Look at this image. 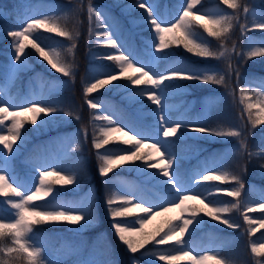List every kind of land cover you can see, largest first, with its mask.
<instances>
[{"label": "snow or ice", "instance_id": "6c2138e0", "mask_svg": "<svg viewBox=\"0 0 264 264\" xmlns=\"http://www.w3.org/2000/svg\"><path fill=\"white\" fill-rule=\"evenodd\" d=\"M200 3L201 0H181V3L176 6L178 11L172 14L178 18L172 22L170 17L161 13V8L166 6L162 5L159 0H133L131 8L143 9L147 13L139 20L131 21L133 29L147 25L146 30L153 32V37L143 42L144 54L147 59L141 58L137 52L135 47L137 33L134 30L125 34L119 22L109 17L107 13L91 3L87 8L89 43L91 44V37L94 35L97 47L102 46V41H105L107 46L118 53L115 55L93 54V58L114 61L119 69L118 73L112 69L94 71L90 79L85 81L83 93L88 107L103 109L105 106L100 101L88 99V97L108 85L120 88L121 86L114 82L123 78L129 81L132 86H146L135 89L125 86V90L129 93L127 99L130 103H142V98L147 97L148 101L156 105L152 115L158 116L159 120L158 125L138 130L133 126L131 120L124 126H113L115 121L110 115L95 116L94 120L102 119L107 122V126L99 129L102 138L94 136L92 141L93 147L97 150L99 174L102 177H107L115 168L125 163L142 161L143 163L136 168V171L149 179L156 180L160 185L171 186L168 188L169 198L160 203L143 199L135 202L137 198L128 192H114L106 197L105 204L111 218L112 228L118 240L126 246L129 253L133 254L132 264H142L141 260L135 257V254L141 252L142 249L144 251L141 252V256L154 258L150 259L148 264H156L157 260L164 264H181V262H187V264H234L232 260L222 261L217 254L205 252L201 255L199 252H195L184 239L186 235L191 236L196 228L204 223L203 217L217 221L229 229L240 228V225L226 214L232 209L239 210L241 201L237 199L236 203L229 204L215 200L213 197L224 194L232 198H239L241 190L245 187L241 175L223 170L216 157L206 161L202 170L186 180L180 171L182 155L177 151V143L184 139L186 133L195 132L204 137L221 139L235 137L239 142V147L233 150L238 152L241 157L247 153L249 160L254 156L264 158V147H261L257 152L248 151L245 140L246 125L211 126L208 123L207 112L195 120L184 118L173 120L167 115L168 89L173 85L165 83L166 81L189 80L227 87L228 81L232 75H235L236 87L239 89V104L243 105L241 120L246 115V123L250 124L252 129L264 124V77L258 80L245 77L244 80L248 86L241 87L240 69L231 62L224 71L186 64H173L162 71L156 70L157 62L164 61L174 55L171 51L173 46H182L188 53L200 58L218 60L229 58L235 48L228 49L225 40L233 28L234 22H239L241 11L245 21L249 15L253 17L251 26L247 22L240 24L242 35H246L248 31L254 29L264 31V12L257 15L247 3L241 4L240 0H222V3L235 13L223 15H212L206 11L203 14H198L202 11L196 7ZM36 16L42 18H36ZM93 16L96 28L103 29L102 31H96L92 27ZM62 19L59 16L40 13L25 14L17 21L16 29L7 26L0 28V31L6 33L7 37H11L10 47L13 49L6 66L5 82L0 84V145H2L0 148V197H4L3 203L8 205L11 210L10 217L0 216V254H3L0 264H17L18 261L21 264L24 261L27 264H43L42 247L37 246L34 242V226L67 222L83 228L91 225L95 219L91 204H89L88 210L84 211L82 207L53 205L50 200L45 204L37 203L50 196L54 199L55 185L64 186L79 183L76 173L55 165L45 166L35 158L21 160V149L27 142L26 124L33 126L32 132H40L50 126L66 123L71 119L79 120V115L71 108L62 107L59 102L51 100L43 94L36 98L33 93L31 98L24 97L20 103H16L11 96L5 98L3 95L5 89L18 74L27 69L29 53L26 52V47L28 46L34 49L55 72L64 77L72 78L74 76V62L67 60L65 53L47 43L46 38L37 34L38 29H43L67 38L72 43L66 53L73 54L78 33L75 32V29L72 31L66 29L61 23ZM197 25L203 27L208 36L219 41V50H213L208 41L194 30ZM260 43L264 45V41ZM243 56L245 62L249 58L264 57V46L251 47ZM56 87L57 84L54 83L52 89ZM230 94L235 102V90ZM207 108L210 109L211 104ZM248 131L250 132L251 129ZM114 133H119L120 136L116 137L113 135ZM84 134L86 138V129ZM172 137L176 139H170ZM114 140H121L124 145H131V148H105ZM146 146L149 151H144ZM79 148L80 145L76 144L73 150L78 151ZM102 148L105 149L104 152L99 151ZM154 159L155 162L148 163L149 160ZM18 163L23 166L19 170ZM49 168L51 170H48ZM146 168L156 169L157 172H146ZM259 169V174L264 177V163L259 165ZM246 171L245 163L241 166V172L246 173ZM160 176L165 179H159ZM210 181L234 182L237 186L230 189H222L217 186L199 189L198 185L201 182ZM145 203L147 206H143ZM129 205L133 206L129 207ZM256 208L264 210V197L256 205ZM256 208L252 204H248L246 212H252ZM136 211L145 214L135 220V224H139V228H135L130 222L125 223L117 219L128 217ZM171 211H176L177 215L166 219L153 232H145L144 226L153 216L164 215ZM243 218L249 226L248 235L250 236L257 230L252 227L253 224L264 228V217L254 220L244 214ZM8 240L11 241L10 244L7 243ZM170 242L175 245L171 251L161 249L149 251L145 248L149 243L158 246ZM250 246L254 256H264V243L250 241ZM78 264H115V261L110 259L82 260ZM256 264H264V261H256Z\"/></svg>", "mask_w": 264, "mask_h": 264}, {"label": "rangeland", "instance_id": "374dc122", "mask_svg": "<svg viewBox=\"0 0 264 264\" xmlns=\"http://www.w3.org/2000/svg\"><path fill=\"white\" fill-rule=\"evenodd\" d=\"M117 3H121L124 0H114ZM203 0H201L202 3ZM208 2H214L217 3L219 7L222 9H230L222 3V0H206ZM88 4L94 5L96 8L100 9L101 11L108 14L109 17L114 18L116 21L119 22L122 29L124 30L125 34H127L128 31H135L137 34L140 33L141 30H139V27L133 29V25L131 21L133 19L139 20L142 16L138 13L135 14V10L138 8H131L130 6L133 4V0H129L125 2L121 7L117 6L116 4H111L107 2L106 0H87ZM198 4L196 7L201 9L202 11L198 14H203L204 11L212 14V15H221L218 13H215L213 9H215L214 6L207 9L206 7H201L202 5ZM249 3V2H248ZM247 3V4H248ZM263 4V5H261ZM163 5L166 7L161 8V13L171 18L172 22H174L175 18H178V16L170 15V9L167 5V2L164 1ZM252 6H257L258 9H254L255 12H257V15L264 12V3L253 1L251 3ZM87 6L81 7L79 11V7L76 6L73 2L67 3L62 0H16V4H14V18L17 21L21 19L25 14L32 15L34 13H40L45 14L49 16H53L58 13H72L74 10L78 12L77 16V22L75 24H72V29H75V32L80 33V27L82 23L84 22L86 27V37L85 41L87 45H90L87 56H90L93 58V54H118L115 52L114 49L107 46L105 41H102V46L97 47L96 46V37L93 35L91 37V44L89 43V15L87 12ZM195 11V9H194ZM1 14V13H0ZM229 14H235L232 9L229 10ZM94 17V16H93ZM36 18H42L41 16H36ZM241 17H239L240 22ZM253 17L250 15L247 18V24L251 26ZM245 20V18H244ZM233 24V28L230 30L228 38L225 40V44L228 49L235 48V54L236 57L234 60L242 57L241 49L237 47V45H243L246 47V49L249 51L251 47H254L251 45V41H260V39H264V31H261L259 29H254L251 31H248L246 35L241 34L240 29V23ZM242 22L241 24H243ZM5 26L11 27L13 29L17 28L16 25H10L5 22L0 21V28H4ZM15 27V28H14ZM92 27L96 31H102L103 29L96 28L95 24V17L94 21L92 18ZM37 34L46 38V42L51 44L53 47H59L63 43H65L64 40L51 35L50 33L38 29ZM78 35L76 36V46L78 44ZM141 37H145L143 34L140 35ZM140 36L136 35L135 38V47L137 49L138 54L141 56V58L147 59V57L144 54V44L143 42H140ZM139 37V38H138ZM153 37L152 36L146 40H149ZM248 37H251V39H248ZM145 40V41H146ZM243 40V41H242ZM218 46L219 45V41ZM11 44V38L6 36V33L1 31L0 34V48L2 50V53H7V56L9 58V55L13 52V49L10 47ZM71 45V43H69ZM232 52V54H233ZM239 53V55H238ZM1 54V52H0ZM232 54L229 58H223V59H215L213 58L212 61H216L218 68H220L221 71H224L226 69V65L229 62L230 58L232 57ZM37 55V61L42 60V58L39 57L38 53ZM4 60L2 55H0V84H3L5 82V71H6V64H4ZM96 62H102L101 60H92ZM7 63V64H8ZM103 62L98 64H91L94 71H105L111 68H107L102 65ZM47 69H35L33 74L28 75L25 77L23 83L20 80H17L16 78L11 82V84L5 89L3 95L5 98H8L11 96L16 103H20L24 97H32V94L35 93L36 98H39L41 94H43L45 97L50 98L51 100L59 102V104L62 107L67 106L65 104H70L71 98H69V95H66L64 99H61V95L57 93L58 89H61L65 87L68 84V79L64 78L61 75H58L57 72H55L54 69H52L46 62ZM33 66V65H31ZM139 66V65H136ZM169 64H157L156 63V70L162 71L165 68L169 67ZM115 73H118L119 69H112ZM138 75V74H135ZM123 78L119 79L118 81H115V84H119L120 88H115L112 85L106 86L104 89L101 90H107L115 88L111 93H103L98 92L95 94L92 99L100 101L105 107L103 109H97L96 111L103 115H110L112 119L115 121V124L113 126H124L129 122V120L132 121V124L135 128L139 129H147L149 126L158 125V116H153L152 111L156 108V105L152 104L150 101L143 97L142 103H130L127 97L129 96V93L125 90V86L131 87L135 89L136 87L143 88L146 87L144 85L141 86H132L130 85V82L126 80L125 84L121 83V80ZM56 83L57 87L55 89H52V85ZM165 83H170L173 85V87L168 89V96H167V105H168V111L167 115L173 119H187V120H195L197 117L204 116L207 112L208 115V123L211 126H231V125H241L239 113L235 111H231V107L234 106L235 102L233 101V96L230 94L233 92L232 87L229 83L228 86L224 85H216L214 88L210 86V88L201 94L204 95L202 97H198L194 94H190L191 88L188 86H184L178 83H174L173 81ZM119 92L122 94L119 95ZM65 96V95H64ZM123 99V102H122ZM239 102V101H238ZM137 104V105H136ZM211 104V108L208 109L207 106ZM78 107V105H75ZM146 117H151L149 120L146 119ZM9 123V122H6ZM127 130V128H125ZM79 132L78 128H69V130H57V132L48 134L47 136L35 139L31 143V147L28 149L27 153L24 155L22 154L21 160L25 159H37L39 163L44 164L45 166L49 165H55L58 168H63L69 172H74L73 166L68 163L67 156L70 154L72 148L77 144V134ZM39 133V132H35ZM192 136L196 135L197 137H204L201 136V134L191 132ZM116 137H119V133L113 134ZM226 139H231V142H226L223 144V147L221 145H213V153L206 155L203 153V150L209 146L210 144L198 140H185L181 144H177V151L181 153L182 159H190L195 158V163L197 165L190 169L186 170L184 165L181 164L180 171L181 174L184 176V178L187 180L190 176H192L194 173L202 170L205 167L206 161H210L213 157H216L219 159L221 168L224 167L226 161L236 155L238 152L234 151L233 149L239 147V142L237 138L235 137H228ZM118 141V140H114ZM147 147V146H146ZM0 148H2V145H0ZM107 149H119V148H131L129 145H115L111 147H106ZM105 149H103L104 152ZM149 151V149H148ZM153 156L155 158V154L153 153ZM181 159V160H182ZM154 160H149L148 163H153ZM142 161H136L135 163H125L124 166L128 167V169H135L141 165ZM23 166L18 163L17 168L18 170L21 169ZM48 170H51L49 168ZM146 172L155 173L157 172L156 169H145ZM136 173L140 176L139 178L134 176H129L128 178L119 176L114 180V191L115 192H128L129 194L133 195L136 199L135 202H138L139 199H143L145 201H151L153 203H160L162 200L168 199L169 195L163 194V192L160 191V184L157 183L156 180L149 179L148 177L142 175L138 171ZM35 174V173H34ZM159 179L163 180L164 177L160 176ZM170 186V185H169ZM213 186H217L222 189H230L234 188L237 185L235 183H232L231 185H223L219 183H209V182H201L198 187L199 189L203 190L206 188H211ZM171 187V186H170ZM55 198L53 199L52 196L45 198V200L38 201L37 203L45 204L47 201H51L53 205L57 204H63L67 205L73 208H83L84 211L88 210L89 204H91L90 198L95 196V191L92 185H89L86 189L81 191L80 193L74 194V195H68L66 193L59 192L58 189L54 186ZM34 190V189H33ZM191 194V193H189ZM262 197H264V186L256 185L253 182H247L245 184L244 189L241 190V196L239 198H232L224 194H219L213 199L219 200L222 203H236L237 199L241 201V206L239 209H242L240 213H237L235 215H227L229 216L234 222L238 223L240 225V228L238 229H229V228H213L211 230H208L206 232H198L194 235L185 236V240L187 243L195 250V252H199V254L203 255L205 252H208L209 254H217L218 257L224 261V260H232L234 264H245L238 261V259L234 258L231 255H225L223 252V249L226 246L232 245L236 242H238L240 239H243V241L249 242L254 241L256 243H260L264 241V232L260 230V227L258 224H253L252 227L256 228V232H254L251 236L248 235V224L245 223L243 219V215L246 214L250 217H252L254 220L264 217V210H260L256 208V205L261 202ZM15 199V197H12ZM4 197H0V216L10 217L11 216V210L8 205L3 203ZM230 203V204H231ZM248 204H252L256 210L252 212H246V206ZM133 205H129V207H132ZM143 206H147L145 203ZM172 213L174 216L177 215L176 211H171L168 213H165L164 215L160 216H153L148 224L144 226V229H151L154 226H156L159 222H161L164 217ZM144 213H138L136 217L144 216ZM134 218V216H133ZM136 218V219H137ZM125 223H132L135 228H139V224H135L133 220L129 221H122ZM34 231V242L37 246L42 247V262L43 264H78L79 261L82 260H104V259H110L115 261V264H119L120 259L115 260L111 259L110 251L104 248V251L102 254L99 252H96L94 250H91L88 255L81 258L80 260H72L70 259V251L74 249L76 253H81L84 250V246L81 242L74 241L72 238L73 233L71 234H65L60 233L61 238L64 242V244H57V239L53 235L52 232L51 235L49 232H42V231H36V229H33ZM39 232V233H37ZM104 235V233L101 235V237ZM74 246V247H72ZM161 250H168L171 251L170 248H158ZM157 250V249H156ZM155 251V250H154ZM194 252V254H195ZM174 254V253H173ZM136 258L140 259L142 264H148L149 260L152 259L148 257V261L144 258H140L139 256H135ZM259 261H263V259H260ZM76 262V263H75Z\"/></svg>", "mask_w": 264, "mask_h": 264}, {"label": "trees", "instance_id": "16d2710c", "mask_svg": "<svg viewBox=\"0 0 264 264\" xmlns=\"http://www.w3.org/2000/svg\"><path fill=\"white\" fill-rule=\"evenodd\" d=\"M62 1L73 2L76 6L79 7V11H80L81 7H85V6L88 7L87 0H62ZM109 1L113 2V0H109ZM163 1L164 0H161V4ZM178 2H179V0H167L169 8H172V9L174 6H176V3H178ZM14 4H16V0H0V13H1L0 14V21L1 22L3 21V22L8 23L10 25L15 24L16 21L13 19L14 13H15ZM206 4L207 3H205V5ZM215 8L217 11L220 10V8L218 9L216 6H215ZM137 10L139 13L143 14V17L146 16V12L143 9L138 8ZM78 12L73 11L72 13H58L54 16L62 17L63 19H62L61 23L63 24V26L66 29H72L71 28L72 24H75L77 22V19H76L77 16L76 15L78 14ZM41 30H43V29H41ZM194 30L202 38H204L205 40L208 41L210 47L213 50H219L220 46H218L217 39L214 37L208 36L207 32L204 31L203 27L197 25V26H195ZM144 33L147 36L151 35V32L148 30H146ZM0 34H1V31H0ZM51 34L56 35L54 33H51ZM85 37H86V27H85V24L83 22L81 27H80V33H79L78 40H77L78 44L75 48V54L72 57L70 55H68L66 53V50H67L66 47H62V48L58 49L62 53H65V58L67 60L74 62L75 70H76L75 74L73 76L74 78H73L72 85L69 87V89L61 91V93L59 92V94H64L65 95L64 97H66V95L69 94V95H71V97L74 101H77V102L82 104V117H81V120L77 121V124H78V126L82 127V131L79 135L80 136V146L87 150V154L85 155L83 151H74V150H73V154H80L81 155V159H79L78 161H82L85 158V161L78 163V167L80 168L78 171L82 175L81 179L83 180V182H87L86 184H88L89 181H91V180L93 181V183L96 187V191H97V198L93 200L95 219L91 225L85 226L83 228L80 227L81 228V237L85 240V242H83V246H85V248H89V247H91L92 240L94 239L96 233L99 230H105L107 232L110 240L114 244L117 252L120 254V257L122 258L123 264H132V261L130 260V254L131 253H129L126 246L123 245L118 240V238L114 232V229L112 227L108 226L106 211L103 210L104 208H107L106 204H105V199L108 195L112 194L111 193L112 191H111V187L109 185L107 186V185L103 184V182H102V179H101L102 177L98 171L97 150L93 147L92 141H93L94 136H96L97 138H102L99 129L101 127H104L106 122L102 119L101 120H94V117L97 116L98 114L95 113L92 109L89 110L85 107L86 102H84L85 97H84V93H83V88L85 85V81L90 79V76L92 75V72H93V69L90 66V58H88V56H87L88 45L86 44ZM9 38H11V37H9ZM260 41H264V39H260ZM251 45L255 46V47L256 46H264V45H258L256 43V41L255 42L251 41ZM243 46H244L243 43H242V46L238 45V47L241 49L242 54L247 52V50H244L242 48ZM171 51L174 53V55L169 56L164 61H160L161 63L164 64L166 62L167 64L173 63V64L195 65L196 67H200V68L207 67V68H215L217 70H220V68H218L216 61H214V62L212 61L213 58L205 59V58L197 57L191 53H188L182 46H179V47L173 46ZM26 52L29 53L28 67L26 70L21 71L18 74V76L16 77L17 79L24 78V76L29 71L32 72L33 70H35V67L46 68V61H44L43 59L41 60V62L37 61V55H36V52L34 49H32L30 46H28V47H26ZM2 57L4 58V60H8V57L5 53H2ZM235 57H236V54H235V52H233L232 57L230 58L229 62H231L234 66H238L240 69V73H241L240 86L241 87L248 86L245 83V80H244L245 77L256 78L257 80L261 77H264V57L249 58L246 60V62L244 60L243 55L241 58L237 57V59L234 60ZM101 61L103 62L102 65L107 66L108 68H118L114 61H108L106 59L101 60ZM5 62L8 63V61H5ZM229 62L227 63L226 68H227ZM31 65H33V66H31ZM123 82L124 81H121V83H123ZM173 82L184 85V86H188L189 88H191L190 94H194L198 97H200L202 93L206 92L210 88V86L212 88H214L216 86L213 84H204V83H200L197 81H189V80H175ZM228 83L232 86V90H235V100L237 101L234 103V106L231 107V111L232 112L235 111V112L239 113L241 125L242 124L246 125V127H245V133H246L245 140H246V144L248 146V151L249 152H257L260 150L261 147H264V124L258 125L255 129H252L251 125L246 123L247 122V116L246 115H244L243 120H241V111H242L243 105H240L238 102L239 101V89L236 87V83H237L236 76L232 75V77L230 78ZM253 86H255V85H253ZM98 91H100V90H98ZM101 92L109 93L110 91L101 90ZM119 94H121V93H119ZM64 97H62L64 99V101L67 100ZM146 99L147 98H145V100ZM70 121L71 120H69L66 123H59L57 125L50 126L46 130L47 131H54L58 128H63L62 125L68 124V123H70ZM31 129H32L31 124L25 125V130L27 133V142L23 145V147L21 149V154L24 151H26V148H27L28 144L30 143V140H32L33 138H36V136H37L31 131ZM85 129L87 132L86 138H85V134H84ZM248 129H251V131L249 132ZM42 132L44 133L45 130H42ZM170 139L175 140L176 138L172 137ZM185 139H193V140L200 139L201 141H204V142L210 144L207 147V149L204 151L205 153H209L212 150L213 145L223 146L224 143L228 142V140L226 138H223V139L212 138V137L200 138V137H197L196 135L191 136L190 132L185 134V137L182 141H184ZM182 141H180V142H182ZM180 142H178V143H180ZM109 144L112 145V144H115V142L112 141ZM118 144H123V143L119 142ZM145 150L146 149H144V151ZM193 160L194 159H182L181 163L184 165H187L186 168L188 170L190 168V166L194 165ZM245 163H246L247 171H246V173H242L241 172V166L244 165ZM261 163H264V158L254 156L249 160L247 153H245L243 157H241L240 154H237L236 156H234L232 159H230L228 161V163L225 165V168L223 170H228L232 173L240 174L244 183H247L248 181H253V182H256L260 185H264V177H261V175L259 174V172H260L259 165ZM120 172L121 173H123V172L128 173L129 175L135 174L134 169H127L124 166L115 168L109 174L112 175L113 173H120ZM87 176H91V180H89V177H87ZM210 182L211 183L218 182V183L223 184V185H230V184L234 183V182H232V183H221L219 181H210ZM56 186H59V185H56ZM61 187L63 188L62 190H65L68 193L71 191L72 192L76 191V184H74V186L64 185ZM162 187L165 188V186H163V185H162ZM165 192L168 193V189H166ZM230 203L231 202H229V204ZM234 212H236V209H232L229 213H234ZM96 213L98 214V216L96 215ZM130 216H128V218H130ZM169 217H173V216L172 215L167 216L164 219V221L166 219H168ZM203 220H204V223L199 225L194 232H199V231L206 230L208 228H213V227L227 228L225 225L219 224L217 221H212L208 217H203ZM162 223H160L159 225H156L152 230H145V232H153ZM67 225H70V223L61 222V223H53V224H43V225L34 226V228L39 229L43 226L44 227L42 229H47V228H52V227L53 228H55V227L63 228V227H66ZM7 243L10 244L11 241L8 240ZM262 243H264V242H262ZM166 245L170 246L172 248L175 247L174 243H172V242H170L169 244H166ZM160 246H165V245H160ZM156 247H157V245H154L152 243H149L148 245L145 246L146 249L156 248ZM143 251H144V249L141 250V252H143ZM226 251H231V252L236 251L239 254V259H241L242 261H244L247 264H255V257L256 256H254V254H252L251 246L249 247V245L247 243H245V246H242L241 243L232 244L230 248L226 249ZM141 252H137L135 255L141 256ZM2 257H3V254H0V258H2ZM141 257L144 258L145 256H141ZM185 263L186 262H181V264H185ZM17 264H21V262L18 261ZM23 264H27V262L24 261ZM156 264H164V262L157 260Z\"/></svg>", "mask_w": 264, "mask_h": 264}]
</instances>
